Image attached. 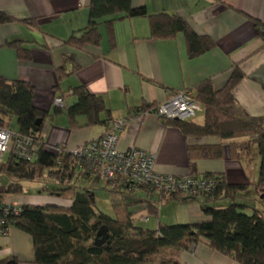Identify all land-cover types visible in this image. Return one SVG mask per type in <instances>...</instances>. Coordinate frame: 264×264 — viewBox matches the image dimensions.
I'll return each mask as SVG.
<instances>
[{
  "label": "crops",
  "instance_id": "obj_1",
  "mask_svg": "<svg viewBox=\"0 0 264 264\" xmlns=\"http://www.w3.org/2000/svg\"><path fill=\"white\" fill-rule=\"evenodd\" d=\"M79 3L80 0H0V10L15 19L0 24V76L8 81H27L34 86V105L49 113L42 131L47 150L52 151L59 145L74 149L102 136L109 119L125 117L128 121L120 133V149L136 146L154 152L155 168L160 173L181 176L194 173L189 145L219 144L221 140L216 136L186 137L158 115L137 109L159 104L180 91L195 94L196 87L208 80L216 89H221L236 65L244 73L234 89L238 103L250 115L264 120V38L259 30L264 26V0H132L133 7H145L148 15L161 12L179 15L198 34L214 40V47L194 58L188 54L182 32L171 38H153L149 16L126 17L111 24L102 22L98 28V44L88 42L74 47L67 41L73 35L80 36L89 20L90 0H86L83 7ZM9 41L20 42L30 49L31 58H20L17 49L7 44ZM79 85L104 97L109 110L102 112L101 118L107 122L87 125V118L82 115L76 117L75 122L69 119L65 108L76 102L71 89ZM57 97L63 98L64 108L55 104ZM202 118L204 120L205 115ZM0 122L17 129L15 118L3 117ZM232 154L226 144L222 158L194 160L195 174H221L227 183L246 185L237 202L246 205L247 213L257 209L264 216V196L256 188L260 163L257 149L241 158ZM92 177L78 175L75 185L78 189H91ZM81 180L87 183L82 184ZM10 181V178L0 177L3 198L9 202L21 206H69L72 203L68 197L43 190V186L28 190L25 183L23 192L6 193ZM135 194L130 203L140 207L133 211L131 206L137 221L141 220L140 215L150 212L146 201H156L159 196L145 189ZM222 202L225 200L219 203ZM179 208L184 223L210 219L197 201L165 199L160 214L151 215L150 220L155 219L157 228L159 223L176 224L173 214ZM162 251L167 258L182 264H241L213 249L206 240L190 248H185L184 243ZM0 261L38 264L32 236L11 226L8 235L0 236Z\"/></svg>",
  "mask_w": 264,
  "mask_h": 264
},
{
  "label": "trees",
  "instance_id": "obj_2",
  "mask_svg": "<svg viewBox=\"0 0 264 264\" xmlns=\"http://www.w3.org/2000/svg\"><path fill=\"white\" fill-rule=\"evenodd\" d=\"M136 16H149L153 38L165 39L178 32L184 33L191 58L215 46L212 38L198 34L181 16L165 12L148 15L145 7H133L132 0H90L87 26L80 36L73 35L67 43L74 47L88 42L98 44V28L102 22L111 24L118 19ZM13 21L12 16L0 10V24ZM259 30L264 38L262 27ZM7 44L17 49L20 58H31L30 49L20 42L9 41ZM60 69L63 71L65 68L62 66ZM243 77V71L236 65L223 88L216 89L210 80L196 87L193 96L205 112L202 124L178 119H166L165 122L178 128L186 137L216 136L221 140L219 144L189 145L194 171L191 175H197L194 160L222 158L226 144L236 158L251 154L256 148L260 156L256 188L264 196V120L261 116L250 115L234 95V89ZM71 93L77 100L65 111L72 122L81 115L87 118V125L107 122L101 118V113L109 110L102 95L89 92L83 85L73 87ZM34 96L35 88L31 83L8 81L0 76V121H3V117L15 118L17 129L1 122L0 126L22 134H41L49 113L34 105ZM157 105L137 110L148 111ZM39 120L41 123L37 124ZM0 173L11 177V182L5 188L6 193H21L25 190V182L43 180L50 182L43 185V190L72 200L69 206L26 204L19 214L8 216L10 227L15 226L32 236L35 262L38 264H182L172 258L166 257L159 262L155 258L164 249L181 247L184 243L185 248H190L201 240H206L213 249L233 257L241 264H264V216L257 209L247 213L246 205L237 202L247 186L227 183L221 174L204 175L217 181L216 189L209 194L165 197L199 202L209 220L199 223H159L157 229L151 230L138 226L133 218L131 206L134 203L128 202L125 196L134 192L107 189L115 212L114 216L108 215L96 208L93 189H78L75 185L74 179L78 176L75 167L69 163L58 164L57 155L52 151L42 149L39 158L31 162L8 155L0 165ZM224 200L229 204L218 207V203ZM157 201H146L152 216L160 214L156 208ZM101 229H107L109 237L98 245L96 238ZM0 264L6 263L0 261Z\"/></svg>",
  "mask_w": 264,
  "mask_h": 264
},
{
  "label": "built area",
  "instance_id": "obj_3",
  "mask_svg": "<svg viewBox=\"0 0 264 264\" xmlns=\"http://www.w3.org/2000/svg\"><path fill=\"white\" fill-rule=\"evenodd\" d=\"M86 0H80L83 7ZM264 32V26H262ZM59 107H64L62 98L54 100ZM202 110L201 104L194 98L191 91H180L170 98L152 107L148 111L166 119L191 120ZM128 118H112L108 121L107 131L100 137L84 143L74 149L63 145L52 150L57 155V163H69L75 167L78 175L97 176L103 182L105 189H116L132 193L140 189L153 191L159 196L156 202L160 212L165 197L181 195L196 197L209 194L217 187L213 177L199 175H175L160 173L155 168L156 155L136 146L122 150L119 148L120 133ZM42 149L47 150L44 134L33 136L16 132L8 127L0 126V165L5 156L13 155L24 161H35ZM69 159V160H67ZM0 236L9 233L10 225L7 219L10 215L19 214L21 205L9 202L3 198L4 190L0 188ZM151 213L140 215L142 221H149Z\"/></svg>",
  "mask_w": 264,
  "mask_h": 264
},
{
  "label": "rangeland",
  "instance_id": "obj_4",
  "mask_svg": "<svg viewBox=\"0 0 264 264\" xmlns=\"http://www.w3.org/2000/svg\"><path fill=\"white\" fill-rule=\"evenodd\" d=\"M202 107V106H201ZM205 114L204 112V107H202V110L200 112H198L197 116L194 119L195 122H204L202 116ZM191 119V120H193ZM6 157L4 159V162L6 161ZM1 175V174H0ZM0 177H3V178H11L9 175L7 174H4ZM87 181V180H86ZM85 180H81V183L84 184V183H87ZM90 188L94 190L95 192V197H96V208L108 215H111V216H114L115 215V212H114V208L112 207V204H111V201H110V198H109V195H108V190L103 188L104 185H103V182L101 181V179L97 176H93L92 179L90 180ZM11 182V181H10ZM8 182V184L10 183ZM49 184L50 182H47V181H41V182H38V181H33V182H25V185L27 186L26 188H28V190L31 188L32 190H34L35 187L37 186H40L42 187L43 185L45 184ZM3 184H6V182H4ZM51 184H54V183H51ZM144 191V190H142ZM135 193V192H134ZM136 196V194H133V195H126L125 198L128 202H130V200L134 199ZM229 204V201L225 200V203H218V207H223V206H227ZM174 208V207H173ZM140 209V207H136V206H132V210L133 211H138ZM180 210V211H179ZM175 211V210H174ZM179 211V212H178ZM169 212H172V211H169ZM178 212V214H177ZM176 213L173 214L174 216V219H173V222H176V223H184L185 222V219H184V215L182 213V209L179 208L177 210ZM187 222V221H186ZM137 225L140 226V227H143L145 229H151V230H154L156 229V224H155V219L152 218L150 221H142V220H137L136 221ZM168 255L166 254V252L164 251H161V253L155 258V260L157 262H159L161 259H164L166 258Z\"/></svg>",
  "mask_w": 264,
  "mask_h": 264
},
{
  "label": "water",
  "instance_id": "obj_5",
  "mask_svg": "<svg viewBox=\"0 0 264 264\" xmlns=\"http://www.w3.org/2000/svg\"><path fill=\"white\" fill-rule=\"evenodd\" d=\"M41 123V120H39L37 122V124ZM102 236V237H101ZM101 237V238H100ZM109 237V234L107 233V229H101L98 234H97V238H96V244H102L106 238Z\"/></svg>",
  "mask_w": 264,
  "mask_h": 264
}]
</instances>
